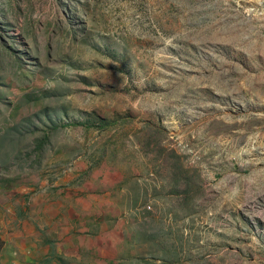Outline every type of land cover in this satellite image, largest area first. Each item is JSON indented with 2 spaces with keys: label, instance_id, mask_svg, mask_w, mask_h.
Wrapping results in <instances>:
<instances>
[{
  "label": "rangeland",
  "instance_id": "1",
  "mask_svg": "<svg viewBox=\"0 0 264 264\" xmlns=\"http://www.w3.org/2000/svg\"><path fill=\"white\" fill-rule=\"evenodd\" d=\"M0 264H264V0H0Z\"/></svg>",
  "mask_w": 264,
  "mask_h": 264
}]
</instances>
